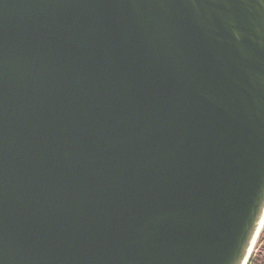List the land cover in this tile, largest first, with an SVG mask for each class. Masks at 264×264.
I'll return each mask as SVG.
<instances>
[{
  "label": "water",
  "instance_id": "1",
  "mask_svg": "<svg viewBox=\"0 0 264 264\" xmlns=\"http://www.w3.org/2000/svg\"><path fill=\"white\" fill-rule=\"evenodd\" d=\"M264 218V0H0V264H247Z\"/></svg>",
  "mask_w": 264,
  "mask_h": 264
},
{
  "label": "rangeland",
  "instance_id": "2",
  "mask_svg": "<svg viewBox=\"0 0 264 264\" xmlns=\"http://www.w3.org/2000/svg\"><path fill=\"white\" fill-rule=\"evenodd\" d=\"M252 254H254L252 264H264V225L256 239Z\"/></svg>",
  "mask_w": 264,
  "mask_h": 264
},
{
  "label": "bare ground",
  "instance_id": "3",
  "mask_svg": "<svg viewBox=\"0 0 264 264\" xmlns=\"http://www.w3.org/2000/svg\"><path fill=\"white\" fill-rule=\"evenodd\" d=\"M263 225H264V218L262 219V222H261V224H260V227H259V230H258L257 236H256V238H255V241H254V244L252 245V249H251V250H253V248H254V245H255L256 239H257V237H258V235H259V233H260V231H261Z\"/></svg>",
  "mask_w": 264,
  "mask_h": 264
},
{
  "label": "trees",
  "instance_id": "4",
  "mask_svg": "<svg viewBox=\"0 0 264 264\" xmlns=\"http://www.w3.org/2000/svg\"><path fill=\"white\" fill-rule=\"evenodd\" d=\"M259 249V248H258ZM257 249V250H258ZM253 258H254V254H253V256H251V258H250V260H249V263L248 264H252L253 263Z\"/></svg>",
  "mask_w": 264,
  "mask_h": 264
}]
</instances>
